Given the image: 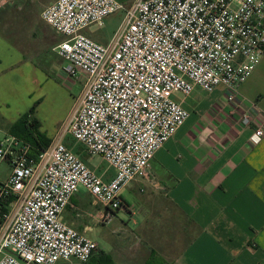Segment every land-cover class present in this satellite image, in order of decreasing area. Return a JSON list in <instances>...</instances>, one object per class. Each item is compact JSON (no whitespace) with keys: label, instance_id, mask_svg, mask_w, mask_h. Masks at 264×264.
<instances>
[{"label":"built area","instance_id":"obj_1","mask_svg":"<svg viewBox=\"0 0 264 264\" xmlns=\"http://www.w3.org/2000/svg\"><path fill=\"white\" fill-rule=\"evenodd\" d=\"M119 12L109 43L84 33ZM40 15L64 37L54 50L65 78L82 79L81 90L61 132L36 156H29L31 143L0 128V166L7 163L0 264H82L98 244L61 218L73 194L82 187L102 203L103 223L124 208L122 189L149 176L155 153L189 117L175 93L222 86L224 103L240 108L238 87L264 56V0H55ZM252 106L240 125L252 123ZM66 134L114 168V177L95 173L65 144ZM263 137L259 118L249 142Z\"/></svg>","mask_w":264,"mask_h":264},{"label":"crops","instance_id":"obj_2","mask_svg":"<svg viewBox=\"0 0 264 264\" xmlns=\"http://www.w3.org/2000/svg\"><path fill=\"white\" fill-rule=\"evenodd\" d=\"M22 14L37 23L36 38L41 44L54 50L64 38L47 24L39 26L26 3ZM0 36V49L15 52L14 40ZM112 38L96 41L107 44ZM24 59H16V52L11 60L0 54V89H18L14 87L16 66ZM226 93L219 86L211 92L196 87L188 96L173 95L189 117L155 153L149 176L136 178L122 189L125 207L114 212L108 223L100 221L105 206L87 190L81 187L73 194L61 218L88 237L101 226L102 241L90 237L98 248L82 264H264V137L258 145L249 142L259 118H264V62L259 60L238 87L241 105L237 111L224 103ZM253 103L252 123L240 125V114ZM69 113L48 136L52 140ZM16 120L9 122L0 114L5 131ZM63 139L103 180L114 177V168L100 156L86 154L72 135ZM2 165L6 176L7 163Z\"/></svg>","mask_w":264,"mask_h":264},{"label":"rangeland","instance_id":"obj_3","mask_svg":"<svg viewBox=\"0 0 264 264\" xmlns=\"http://www.w3.org/2000/svg\"><path fill=\"white\" fill-rule=\"evenodd\" d=\"M23 1L27 6H31L39 21V26H45L46 23L40 15L44 7L41 4L42 0H33V3H29L31 0ZM17 2L18 0H10L8 4L0 8L2 11H9L11 7H17L12 16L0 20V34L14 40L16 59H24L25 56L26 59L16 66L14 87L18 89H0V114L10 122L35 107L33 115L41 123L40 130L47 136H51L70 112L80 91L82 79H65L63 60L51 47L39 42V38H36L37 23H31L32 21L22 14L25 10V3L17 4ZM22 16H24L23 19ZM121 21L122 13H114L105 18L101 25H91L84 29V33L88 36L109 40L118 30ZM98 38L96 40L99 41ZM15 52H4L0 49L1 56L7 60H11ZM260 62H264V56L260 58ZM1 100L6 103L3 104ZM0 127L5 130L3 126ZM5 169V165L0 167V178L5 177ZM96 227L98 231L89 236L100 242L102 241L101 234H99L101 226Z\"/></svg>","mask_w":264,"mask_h":264},{"label":"trees","instance_id":"obj_4","mask_svg":"<svg viewBox=\"0 0 264 264\" xmlns=\"http://www.w3.org/2000/svg\"><path fill=\"white\" fill-rule=\"evenodd\" d=\"M18 3L24 4L25 2L23 0H18L17 4ZM17 4L15 3V5ZM16 9L17 7L14 8L13 6L9 11L0 10V20L5 19L6 17L8 18V16H12V14L16 12ZM34 108L35 107H32L28 112L20 115L15 122H12L7 126L8 132L15 134L31 143L32 148L29 152V156H36L38 153L46 149L52 141V138L48 137L44 132L40 130V122L33 115Z\"/></svg>","mask_w":264,"mask_h":264}]
</instances>
